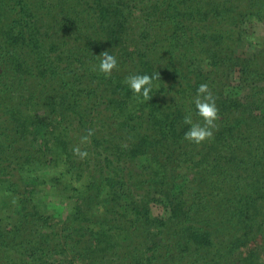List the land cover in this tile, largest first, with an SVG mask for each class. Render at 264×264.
<instances>
[{"label": "trees", "instance_id": "16d2710c", "mask_svg": "<svg viewBox=\"0 0 264 264\" xmlns=\"http://www.w3.org/2000/svg\"><path fill=\"white\" fill-rule=\"evenodd\" d=\"M255 26L264 0H0V264H264ZM156 72L149 101L125 84ZM202 83L220 118L196 145Z\"/></svg>", "mask_w": 264, "mask_h": 264}, {"label": "clouds", "instance_id": "9594fccd", "mask_svg": "<svg viewBox=\"0 0 264 264\" xmlns=\"http://www.w3.org/2000/svg\"><path fill=\"white\" fill-rule=\"evenodd\" d=\"M98 61V71L105 77H109L113 70L117 68L118 61L115 55L108 51L102 52L95 57ZM160 80L159 73L153 75L148 74H133L125 79V84L132 91L133 95L142 98L143 101L152 99L153 81ZM192 103L195 106V115L203 121L194 122L193 113L188 111L183 118V124L188 125V130L184 133L183 139L189 143L200 145L206 140L213 138L214 130L217 128L216 121L219 117V110L216 106V99L207 83H202L198 86L195 97ZM94 135V131L89 129L87 135L81 137V144L90 143V137ZM73 155L80 160L88 157L86 150H81L79 146L72 149ZM264 261V257L261 258Z\"/></svg>", "mask_w": 264, "mask_h": 264}, {"label": "rangeland", "instance_id": "374dc122", "mask_svg": "<svg viewBox=\"0 0 264 264\" xmlns=\"http://www.w3.org/2000/svg\"><path fill=\"white\" fill-rule=\"evenodd\" d=\"M253 30H254V33L256 34V35H262L264 32H263V28H260L259 26H255V27H253ZM252 30V31H253ZM249 53L247 52V50H245L244 52L243 51H241L240 52V55H242V56H244V55H248ZM60 204V201H58L57 199L56 200H54L53 202H52V206H57V205H59Z\"/></svg>", "mask_w": 264, "mask_h": 264}]
</instances>
